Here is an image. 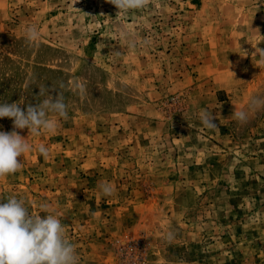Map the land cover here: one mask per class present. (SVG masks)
Returning <instances> with one entry per match:
<instances>
[{"label": "rangeland", "instance_id": "rangeland-1", "mask_svg": "<svg viewBox=\"0 0 264 264\" xmlns=\"http://www.w3.org/2000/svg\"><path fill=\"white\" fill-rule=\"evenodd\" d=\"M45 87L68 119H0L32 146L0 200L57 215L79 264H264V0H0V103Z\"/></svg>", "mask_w": 264, "mask_h": 264}, {"label": "clouds", "instance_id": "clouds-1", "mask_svg": "<svg viewBox=\"0 0 264 264\" xmlns=\"http://www.w3.org/2000/svg\"><path fill=\"white\" fill-rule=\"evenodd\" d=\"M120 11L140 10L145 8L149 0H108ZM26 39L35 42L40 38L36 25H29L25 30ZM40 95H47L41 103L28 105L26 110L19 103H0V119L9 118L14 129L29 130V135H40L41 129L52 131L59 119H49V114L58 118L68 119L67 104L62 95L55 98L48 94V89H41ZM253 105L261 102L253 100ZM234 117L244 122L247 113L243 110L233 112ZM202 124L214 129L217 127L216 117L207 109L202 110ZM28 135V136H29ZM28 137L21 136L17 131H0V179L16 174L23 166L18 157L31 151ZM38 152L48 155L45 145L38 146ZM101 192L105 196L113 193L110 184H102ZM41 209L47 210L49 205L43 203ZM171 239V235L168 237ZM0 264H79L75 245L65 236V228L61 219L55 214L32 215L22 198L8 196L0 200Z\"/></svg>", "mask_w": 264, "mask_h": 264}]
</instances>
